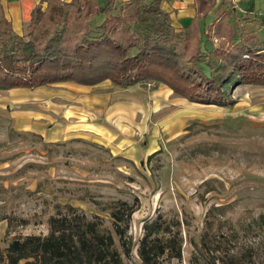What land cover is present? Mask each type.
<instances>
[{"label": "rangeland", "instance_id": "374dc122", "mask_svg": "<svg viewBox=\"0 0 264 264\" xmlns=\"http://www.w3.org/2000/svg\"><path fill=\"white\" fill-rule=\"evenodd\" d=\"M227 5L220 14L194 17L212 47L206 44L204 57L218 47L232 51L246 32L264 43V5L255 15ZM218 14L227 25L209 31ZM102 19L91 17L90 31ZM230 30L235 39H228ZM201 59L202 71L215 69ZM227 96V107L203 105L161 84L118 88L108 81L0 91V264L11 240L46 236L47 219L67 214L65 206L112 233L110 207L131 205V252L122 264H141L142 225L155 218L180 222L181 257L170 264H188L189 241L197 240L212 206L222 207L211 216L213 231L256 222L264 214V86L232 85ZM247 237L264 238V228Z\"/></svg>", "mask_w": 264, "mask_h": 264}, {"label": "trees", "instance_id": "16d2710c", "mask_svg": "<svg viewBox=\"0 0 264 264\" xmlns=\"http://www.w3.org/2000/svg\"><path fill=\"white\" fill-rule=\"evenodd\" d=\"M116 1L38 0L21 36L12 32L0 5V90H34L63 83L92 87L104 81L118 88L153 83L191 103L227 107L231 104L228 87L264 86V43L254 35L243 33L232 51L218 47L210 50V58L204 57L206 44L212 47L208 37L201 39L197 17L176 30L169 13L158 9L159 0L145 6L140 0H118L119 8L112 14ZM214 4L215 0H192L191 7L203 20ZM95 15L103 19L92 32L88 21ZM219 19L218 14L208 25L209 31L225 28L226 22ZM235 38L231 31L228 39ZM202 57L209 66L216 65L212 72L201 70ZM65 208L67 214L58 212L47 219L46 236L11 240L3 264L27 260L37 264H122V256H129L131 244L125 234L134 211L131 205L120 202L110 207V225L120 251L112 233L100 222ZM217 210L222 207L206 211L197 240L190 239L188 264H264V238L247 237L255 227L264 228V214L244 230L228 223L225 230L213 231L212 217ZM179 227V221L170 224L159 218L145 222L136 248L140 263L179 260Z\"/></svg>", "mask_w": 264, "mask_h": 264}, {"label": "crops", "instance_id": "0c3cea01", "mask_svg": "<svg viewBox=\"0 0 264 264\" xmlns=\"http://www.w3.org/2000/svg\"><path fill=\"white\" fill-rule=\"evenodd\" d=\"M229 2L232 5L231 8L241 9L240 11L246 13L247 15L257 14L256 11H259L260 9L259 5L260 4L264 5V0H215V4L213 8L208 12V14H211L212 12H216V11L220 14L222 11H226L225 8L228 6L227 3ZM37 3L38 0H0V5L2 7L4 17L9 22L11 26V30L14 34H16L17 36L22 35L24 31V27L29 20L30 11ZM159 3H160V9L169 13L171 24L174 23V25L172 24V26L176 27L177 29L188 26L191 20L195 17V10L193 7H191L192 0H160ZM71 84L78 87L80 86L73 83ZM56 85H61V84L41 86L39 88L56 86ZM80 87L83 88L87 86H80ZM0 91H4V90H0ZM7 91L10 92V91H33V90L12 89Z\"/></svg>", "mask_w": 264, "mask_h": 264}, {"label": "built area", "instance_id": "2783aa9c", "mask_svg": "<svg viewBox=\"0 0 264 264\" xmlns=\"http://www.w3.org/2000/svg\"><path fill=\"white\" fill-rule=\"evenodd\" d=\"M263 26H264V16H263Z\"/></svg>", "mask_w": 264, "mask_h": 264}]
</instances>
